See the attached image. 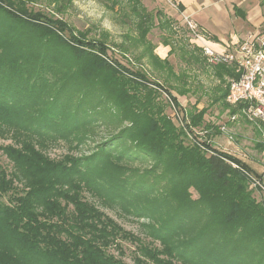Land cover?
<instances>
[{
	"label": "trees",
	"instance_id": "16d2710c",
	"mask_svg": "<svg viewBox=\"0 0 264 264\" xmlns=\"http://www.w3.org/2000/svg\"><path fill=\"white\" fill-rule=\"evenodd\" d=\"M24 3L0 0V128L30 138L0 145L12 163L10 172L0 165V264H126L110 251L122 254L121 241L134 245V264H264V200L249 188L261 174L204 141L205 150L173 144L175 127L141 114L155 105L124 77L143 79L140 72ZM104 98L107 112H97ZM96 113L120 125L89 154L42 152L44 140L81 139ZM96 201L148 219V241Z\"/></svg>",
	"mask_w": 264,
	"mask_h": 264
},
{
	"label": "rangeland",
	"instance_id": "374dc122",
	"mask_svg": "<svg viewBox=\"0 0 264 264\" xmlns=\"http://www.w3.org/2000/svg\"><path fill=\"white\" fill-rule=\"evenodd\" d=\"M257 1L262 7V16L264 0ZM24 2L31 12L62 20L81 44L86 41L107 44L109 57L144 76L141 79L124 74L130 83L137 84L135 92L139 93L141 102H147L149 107L155 105L153 111L141 114L149 116V121L151 116L152 120L161 118L157 124L160 128H164L162 120L169 121L176 129L171 139L175 145L191 147L197 144L205 150V145L197 142L201 140L248 164L262 176V181L252 177L249 188L253 189L256 200H264V188L261 185L264 182V124L240 115L234 106L225 102L223 94L229 79L233 77V70L206 60L202 52L203 41L182 17L173 18L165 13L161 0ZM141 18H145L144 25L139 22ZM65 36L68 37L67 34ZM150 92L151 96L147 98L146 93ZM102 100L96 105L97 112H107L104 106H108V103L105 98ZM194 113L200 118L192 125L190 118ZM233 114L236 117L231 120ZM94 115L97 121L82 129L81 139L72 142L44 140L41 142L44 145L42 152L52 159L89 154L96 144L103 142L113 132L115 124L120 125L119 122L109 121L107 117L103 118V115ZM222 125L226 126L225 131L220 128ZM29 141L30 138L24 132L0 128V145L19 148ZM32 142L34 144V140ZM0 165L7 172L12 170V163L1 150ZM149 165L145 161L138 166ZM190 191L193 198L198 197L193 188ZM96 204L115 225L148 241L145 234L150 224L148 219L133 216L100 201H96ZM154 244L157 245V242ZM121 249L122 254L112 248L110 251L126 264H134V245L121 241Z\"/></svg>",
	"mask_w": 264,
	"mask_h": 264
},
{
	"label": "built area",
	"instance_id": "2783aa9c",
	"mask_svg": "<svg viewBox=\"0 0 264 264\" xmlns=\"http://www.w3.org/2000/svg\"><path fill=\"white\" fill-rule=\"evenodd\" d=\"M172 6L177 8V3ZM181 17L199 34L197 37L203 41V55L209 63L233 66L236 76L229 79L225 102L237 107L240 115L264 124V13L258 24L243 32L240 41L224 50L206 43L189 14L182 13ZM235 117L233 114L231 120ZM220 128L226 130L225 125Z\"/></svg>",
	"mask_w": 264,
	"mask_h": 264
},
{
	"label": "crops",
	"instance_id": "0c3cea01",
	"mask_svg": "<svg viewBox=\"0 0 264 264\" xmlns=\"http://www.w3.org/2000/svg\"><path fill=\"white\" fill-rule=\"evenodd\" d=\"M173 18L189 14L208 45L224 50L240 41L243 32L261 21L257 0H161ZM177 3V8L172 4ZM181 8V9H180ZM264 8V7H263Z\"/></svg>",
	"mask_w": 264,
	"mask_h": 264
}]
</instances>
